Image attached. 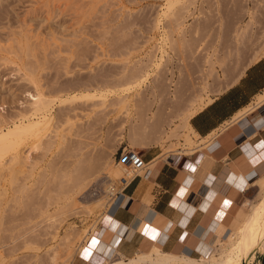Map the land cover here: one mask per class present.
I'll return each instance as SVG.
<instances>
[{
    "label": "rangeland",
    "instance_id": "374dc122",
    "mask_svg": "<svg viewBox=\"0 0 264 264\" xmlns=\"http://www.w3.org/2000/svg\"><path fill=\"white\" fill-rule=\"evenodd\" d=\"M167 1L0 0V123L18 121L34 86L55 98L54 130L43 137L44 144L52 141L49 148L28 151V140L18 149L28 153L23 171H32L15 175L2 169L0 264H51L50 256L55 264H83L81 257H90L107 217L105 206H92L110 198L108 185L122 186L117 182L122 170L116 176L104 169L106 163L123 167L128 150L143 154L157 148L164 157L203 147L191 135L193 148L183 149L188 131L182 116L203 106L207 96L201 87L232 81L262 43L264 0H190L183 9L174 2L171 8L179 13L176 20L169 17L174 23L162 13ZM164 32L170 34L164 38ZM160 48L165 52L158 70L147 57H160ZM206 57L214 62L211 72ZM141 66L147 79L125 88L124 78ZM106 88L114 93L107 92L103 102L99 95ZM219 91L209 92L210 98ZM68 93L80 97L62 100ZM116 94L126 103H116ZM196 95L205 100L189 106ZM260 193L257 183L248 188L243 208ZM213 238L192 255L216 246ZM249 264H264V251Z\"/></svg>",
    "mask_w": 264,
    "mask_h": 264
},
{
    "label": "crops",
    "instance_id": "0c3cea01",
    "mask_svg": "<svg viewBox=\"0 0 264 264\" xmlns=\"http://www.w3.org/2000/svg\"><path fill=\"white\" fill-rule=\"evenodd\" d=\"M252 61L234 83L190 115L188 122L203 147L164 157L157 148L141 154L145 168L119 188L126 203H117L97 231L101 237L90 257L98 259L82 256L83 264H99L113 243L115 258L146 251L151 243L165 251L186 245L192 255L200 241L212 239L215 221L223 227L237 225L247 189L264 174V101L257 99L264 92V54ZM198 226L208 230L203 240L194 234ZM100 239L105 242L101 251Z\"/></svg>",
    "mask_w": 264,
    "mask_h": 264
},
{
    "label": "bare ground",
    "instance_id": "6f19581e",
    "mask_svg": "<svg viewBox=\"0 0 264 264\" xmlns=\"http://www.w3.org/2000/svg\"><path fill=\"white\" fill-rule=\"evenodd\" d=\"M167 2H169V3L166 4V6L164 7V9L166 8L165 12L163 10L162 13H164V17L165 16L168 17L167 20L171 16L172 17L176 16V18H173V20H176L177 14L179 15V13L176 12L177 9L175 10V12L172 10V8H174V7H172L173 6L172 4L174 2H177V3H179L178 6L181 7L180 9H183V7H187L190 4L189 2H191V1L190 0H168ZM173 20L169 19V22L171 21V23H172ZM176 22H178V21H175V25H176ZM168 25H170V23H168ZM178 25H179V23H177V26ZM170 27H172V26H170ZM239 30L240 29L238 28L235 31L234 36H235L236 41L238 39L237 37H239L241 34ZM167 33L166 32L163 33L164 38H166ZM169 34L170 33H168V35ZM163 51L164 50L160 48L161 55L158 58H152L151 55L147 57L148 62L149 63L151 62L152 63L151 65H153L158 70H159V66L162 63ZM261 54H264V40L262 41L261 44H259L253 50V52L249 58V61L246 63V65L249 62H253L252 60L256 59ZM205 62L208 63L207 64L208 65V67H207L208 71L209 72L213 71L214 70V67H213L214 62L211 61L208 57L205 58ZM147 65H148V63H147ZM242 70L243 69H241V71L238 73V75L232 81L229 80L230 82L223 83L222 85L218 84L215 89H211V84L210 85L207 84V86L201 87L205 93V96H207V99L206 100L204 99L205 98L204 95H198V96L196 95L189 100V106H190V104L193 106V104H195L196 101H203V99L205 100V101H203V105H205V103L211 99L209 96L210 95L209 92H212L213 90H216V89L221 90V89L225 88L227 85L234 83L233 81L237 80V77L241 74ZM129 73L127 75V78H124L125 81L122 83V84H124L123 86L126 85L125 88H127L128 86H140L145 81V79H147V77L149 76V72L145 71L144 67H142V66L139 69H136L134 71L132 70V72H129ZM28 80L31 81L30 78ZM116 85H119V84H116ZM162 88H161V91H162ZM212 88H213V86H212ZM111 90H112V88H111ZM111 90L107 91V88H106V92H102L99 95L102 98L103 102L106 99L105 97H106L107 92L114 93ZM42 91H40L38 89V87L34 86L33 93L29 94V96H30L29 104L26 106V108L24 107V110L19 111V113H18L19 114L18 121H16V120L12 121V123L10 125L5 124L6 126H4L3 123H2L3 125L0 123V174H1L0 176L1 177L3 176L2 173L4 172V170H2L3 168L6 169L5 170L6 173H8V172L10 173L11 172L10 170H12V172L14 171L13 173L15 174L17 171L22 173L24 166L26 167V165H28L27 164V162L29 161L28 160L29 159L28 153H24V154L21 153L20 154L19 150H18L20 145H22L24 142L26 143V141H28V140L32 142V145H30L31 148H28V151H29V149L31 150L36 145H38V146L41 145V146H45V147L47 145V149H48L49 148L48 144L50 145L49 142H52L51 140L50 141L48 140V142L44 144L43 137H46L49 133H51V130L53 129V128H50L51 127L50 126L51 125V119H52L51 113H50V107H51V104L53 103V101L55 100V98L53 99L52 97H49L48 95H46L44 93V91L43 92ZM158 91L161 92L160 89ZM86 96H88V93ZM76 97L77 98L80 97V94L79 93L78 94H76V93L69 94L68 93V95H66L65 98L62 97L63 98L62 100H65L67 98L73 99ZM123 98L124 97H122L121 95L116 94V98H115L116 103L125 104L126 101L123 100ZM257 99L259 102H263L264 101V92H263V94L257 95ZM75 100H77V99H75ZM100 102H101V100H100ZM113 102L111 101V103H113ZM252 108H254L253 105H252ZM192 113H195V110L189 109V111H187L186 115L182 116L183 117V119H182L183 120V122H182L183 126L187 130L185 128L184 129L186 131H188L187 132L188 134L187 133L185 134L186 137L184 135L185 138H183L185 140V143L183 145V149L184 148L192 149L193 148L192 145L194 144L195 141H193L191 135H194V137L195 136L197 137V134L195 133V131H193V129L191 128V126L188 122V119H189V117H191L190 115ZM53 130H52V132H53ZM38 146H36V147H38ZM45 147H42V148L45 150L46 149ZM191 151L192 150H189L188 152H183V153L189 154ZM179 152H182V151H179ZM8 154L10 156H7ZM6 160H7V162H6ZM31 164H33V163H31ZM123 164H124L123 167H121L117 164L112 166V164L110 162H108L104 166L105 170L113 172V174L116 176L122 170L123 174L120 177H117L118 178L117 182L121 185L124 182L128 181L127 179L130 178V176H131V169L129 167L128 162L127 161L123 162ZM31 168L33 169L34 167L30 166V169ZM25 170H26V168H25ZM27 171L30 173L32 170L29 171V169H28ZM27 171H23V172H27ZM21 173H19V174H21ZM28 174L26 173V175H28ZM13 175H11V176L13 177ZM15 175H17V173ZM23 175L25 176V174H23ZM29 175H31V174H29ZM13 181H14V179H13ZM256 183H257V186L260 187V190H261L260 199L257 200L255 203L251 204L250 206H248L246 209L243 208V206L245 205L246 202L244 201L242 203V208L244 209V211L240 212L241 214H240L239 220H237L238 223H237V225H235L233 227H223V226L216 224V221H215V225H213V228L214 229L216 228L215 231H217V232H218V230L221 231L220 237H217L215 235L217 232L216 233L213 232L211 234L212 237H214L213 239H215L214 241L216 242V246L215 245L214 246L209 245L206 252L203 254H200L198 257H194V256L190 255L189 254V247L186 245L179 246L180 248L177 249L176 251H165V250H162L158 245L151 243L150 247L146 251H142V252L137 251L131 257H124L123 255L119 254V256L116 257L115 259H111V257H112L111 253L113 250H115L112 247L114 244L113 243L108 248L106 246L107 249L105 248V251L103 253L105 255V259L102 260L99 264H243V262L245 264H249L254 259L256 252L264 251V174L255 180L254 184H256ZM44 187H45V185H44ZM106 191L109 195H111L110 198H108V200L106 201V203H102L100 199H97V200H95L93 206L92 205L91 206L92 207L105 206L107 215H110L113 207L117 203H119V204L126 203V197L123 194H122L123 195L122 197L120 195H117L116 192L119 191V189L114 190V186L112 184H110L106 187ZM113 196H115V197H113ZM111 198H112V201L109 202V199H111ZM205 205H206V203H202L201 207L204 209ZM4 208H5V206H4ZM189 208L190 207H188V209ZM138 228L141 229V226ZM220 231H219V233H220ZM83 232H85L84 229H83ZM78 233H81V232H78ZM128 233H129V231L127 232V234ZM207 233H208V230L202 226H198L194 232V234L196 236H198V238L200 240H203V238L205 237V235ZM75 234H76V232L74 233V235ZM127 234H126V237H127ZM208 237H210V236H208ZM208 237L207 238L205 237V240L209 239ZM100 241H101L100 242L101 244H99L98 250L101 251V250H103V246H105L104 245L105 242L102 240H100ZM200 242L203 243V241H200ZM50 261H51V264H55L54 263L55 262L54 256H50Z\"/></svg>",
    "mask_w": 264,
    "mask_h": 264
},
{
    "label": "built area",
    "instance_id": "2783aa9c",
    "mask_svg": "<svg viewBox=\"0 0 264 264\" xmlns=\"http://www.w3.org/2000/svg\"><path fill=\"white\" fill-rule=\"evenodd\" d=\"M126 159L128 160L129 167L131 169V176H134L138 170L145 168L146 161L143 160L142 155L134 150H128L126 152ZM119 195V191L116 192Z\"/></svg>",
    "mask_w": 264,
    "mask_h": 264
},
{
    "label": "snow or ice",
    "instance_id": "6c2138e0",
    "mask_svg": "<svg viewBox=\"0 0 264 264\" xmlns=\"http://www.w3.org/2000/svg\"><path fill=\"white\" fill-rule=\"evenodd\" d=\"M182 194V193H181ZM225 203H227V202H225Z\"/></svg>",
    "mask_w": 264,
    "mask_h": 264
}]
</instances>
